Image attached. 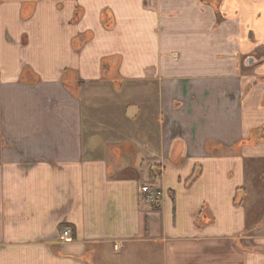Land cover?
Wrapping results in <instances>:
<instances>
[{
    "label": "crops",
    "instance_id": "obj_1",
    "mask_svg": "<svg viewBox=\"0 0 264 264\" xmlns=\"http://www.w3.org/2000/svg\"><path fill=\"white\" fill-rule=\"evenodd\" d=\"M106 76L154 90L139 167L84 155ZM263 165L264 0H0V264H264Z\"/></svg>",
    "mask_w": 264,
    "mask_h": 264
},
{
    "label": "rangeland",
    "instance_id": "obj_2",
    "mask_svg": "<svg viewBox=\"0 0 264 264\" xmlns=\"http://www.w3.org/2000/svg\"><path fill=\"white\" fill-rule=\"evenodd\" d=\"M78 22V18L73 16L69 24L75 25ZM110 24L112 25V22L104 21L101 26L108 29L111 27ZM90 40L91 36L90 38L86 36V44ZM73 47L77 49L80 48V45L73 42ZM101 50L103 51V49ZM90 58L93 59V57ZM87 62L89 66L85 69L86 76L91 77L94 74L92 61L87 60ZM121 80L117 86L113 84L115 80L109 79L108 76L94 80L86 79L78 83L84 113V137L86 141L84 155L86 158L108 157L111 162L123 163L136 168L139 167V157L143 151L141 146L148 145L139 144V142L141 138L145 137V132L153 128L151 114H154L156 108L151 100L154 96V90L148 91L146 86L141 85L136 80ZM130 105H137L142 110L141 116L133 120L130 119L126 113ZM93 137H101L105 143L99 146L98 144L91 146L88 141ZM133 142L138 144H129ZM95 146L98 148L95 149ZM115 149L120 151L119 155L125 157V160L121 161V158L111 159L118 155L115 153ZM260 173H264V171H259Z\"/></svg>",
    "mask_w": 264,
    "mask_h": 264
},
{
    "label": "built area",
    "instance_id": "obj_3",
    "mask_svg": "<svg viewBox=\"0 0 264 264\" xmlns=\"http://www.w3.org/2000/svg\"><path fill=\"white\" fill-rule=\"evenodd\" d=\"M142 194H144L146 200L150 203H159L162 199L163 192L155 186L152 185H143L140 188ZM70 238V230H64L59 240L65 242Z\"/></svg>",
    "mask_w": 264,
    "mask_h": 264
}]
</instances>
